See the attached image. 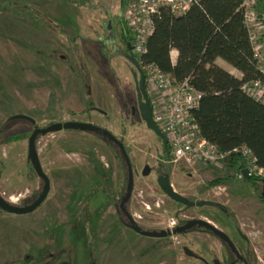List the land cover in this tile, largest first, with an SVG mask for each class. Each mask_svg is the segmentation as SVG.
Here are the masks:
<instances>
[{"label": "rangeland", "instance_id": "1", "mask_svg": "<svg viewBox=\"0 0 264 264\" xmlns=\"http://www.w3.org/2000/svg\"><path fill=\"white\" fill-rule=\"evenodd\" d=\"M67 1L60 4L70 5ZM33 2L0 0V194L20 206L43 187L29 167L28 139L4 142L13 133L33 129V124L10 119L8 111L30 116L41 128L69 121L92 123L126 147L135 176L127 210L137 225L168 230L173 219L177 224L174 216L179 213L182 220L204 219L238 237L235 220L247 238L246 244L240 240L241 248L249 249L256 264H264V204L249 185L238 179L210 187L231 174L226 164L192 166L161 157L159 137L141 117L132 68L121 57L122 43L115 42L118 48L108 44L114 36L120 38V27L114 24L107 32V22L127 20L125 0H84L81 7L70 5L79 9L76 12L30 11ZM82 78L94 109L86 105ZM36 148L51 182L48 198L34 221H28L35 222L37 236L29 225L26 254L36 264H212L216 254L224 252L220 240L202 231L150 238L129 228L118 212L128 173L104 139L62 130L40 137ZM161 163L176 192L194 202L223 204L230 215L206 205L185 208L170 199L157 182ZM146 166L151 168L147 176Z\"/></svg>", "mask_w": 264, "mask_h": 264}, {"label": "trees", "instance_id": "2", "mask_svg": "<svg viewBox=\"0 0 264 264\" xmlns=\"http://www.w3.org/2000/svg\"><path fill=\"white\" fill-rule=\"evenodd\" d=\"M240 3L241 0H201L199 6L183 16L162 11L155 20V31L149 37L146 52L141 58L144 63L155 64L175 82L189 78L191 84L203 94L200 107L193 113L203 138L216 145L221 152L246 146L257 164L264 168V104L242 91L244 83L264 80V77L258 70L242 13L238 11ZM255 9L259 16H264V0H259ZM128 41L124 40L126 44ZM172 50L178 52L175 64L171 60ZM218 60L227 62L242 74V78L218 66ZM82 88L88 109H94L88 97L89 85L83 78ZM8 114L15 115L11 111ZM36 126L34 124L33 129L25 133H13L4 142L29 140ZM158 139L162 146L161 157L168 160L169 151ZM107 143L116 150L127 170L121 152L112 142ZM28 163L35 173L29 160ZM223 164H226L231 174L211 182L210 187L226 180H238L237 174L245 167L243 158L235 153ZM161 167H164L162 163ZM2 172L0 170V176ZM239 180L249 185L250 192L264 204V180L254 177ZM226 212L230 215L228 208ZM174 217L177 225L184 222L179 218V213ZM233 222L235 225H232L237 229L235 220ZM244 250L247 253L249 251L247 248ZM248 254L251 255L250 252Z\"/></svg>", "mask_w": 264, "mask_h": 264}, {"label": "built area", "instance_id": "3", "mask_svg": "<svg viewBox=\"0 0 264 264\" xmlns=\"http://www.w3.org/2000/svg\"><path fill=\"white\" fill-rule=\"evenodd\" d=\"M259 0H241L238 11L242 13L243 23L253 49L258 70L264 77V16L256 12ZM128 11L133 44V56L138 61L146 80V91L150 100L153 120L167 139L169 156L174 164H222L232 153L239 154L248 169L249 177L264 180V168L257 164L246 146L221 152L218 147L203 138L193 113L200 107L203 94L186 79L175 82L164 74L155 64L144 63L142 55L146 52L149 37L155 31V20L167 10L175 16H183L192 8L199 6L201 0H125ZM241 79V78H240ZM242 91L264 104V80L246 82ZM243 179L242 171L237 174ZM176 226L173 219L171 229Z\"/></svg>", "mask_w": 264, "mask_h": 264}, {"label": "water", "instance_id": "4", "mask_svg": "<svg viewBox=\"0 0 264 264\" xmlns=\"http://www.w3.org/2000/svg\"><path fill=\"white\" fill-rule=\"evenodd\" d=\"M128 50L132 51L133 47H129ZM130 61L132 62L133 66L136 69V71H134V77H135L137 88H138V105H139L138 107H139L141 117L143 121L145 122L147 128L151 130L154 134H156L162 140L163 147L166 150H169L166 137L164 136L163 132L157 127V125L155 124L153 120L152 108H151L150 100L148 98L147 91H146L145 75L138 61L134 57H131ZM10 119L25 120V121L30 122L33 125L36 124V121L33 118L27 115H23V114H15L11 116ZM71 129L84 132V133H90L92 135H95V136H98L104 139L106 142L110 141L117 148V150L121 152L125 160L126 166H127L128 177H127L126 192L124 194V197L121 200L120 208L122 209V211H125L127 213L128 226L133 231L145 237L167 238L171 235H181L188 231L201 228V229L208 230L211 234H213L219 240H221L222 242H225L235 254L240 256L238 250L236 249V246L234 245L230 237L225 232L217 228L214 224L204 219H192V220L187 221L182 227L177 226L174 229H168V230H162V231L144 230L139 225H137L133 216L126 210V206L129 204L131 200L132 193L134 190V183H135L133 165L128 155V152L126 150V147L122 140L118 139L107 129H104L102 127H99L97 125H94L92 123H87V122L69 121V122H64V123H53L45 128H41L38 126L34 128V131L28 140V160L30 161L36 175L43 181L42 191L40 195L34 200V202L28 206L14 205L8 202V200H6L0 194V210L5 211L7 213H11V214H21V215L30 214L36 211L45 202V200L48 198L50 191H51V182L47 174L44 172L42 164L40 162V158H39L38 151L36 148L37 140L39 137L46 136L51 133H56L62 130H71ZM150 172H151V168L149 166H146L143 170V174L146 176L149 175ZM248 173H249L248 169L242 170V174L246 180L250 179ZM162 189H163V192L173 201L183 204V205H187V206L194 205L193 203L189 202V199L187 197L179 194L178 192L174 190L170 180L162 185ZM197 205L198 207L206 205L210 207H219V208H222L223 210L226 209L224 205L218 202L209 201V200L199 202ZM185 251L188 253L187 250ZM216 264H220L218 260H216Z\"/></svg>", "mask_w": 264, "mask_h": 264}, {"label": "crops", "instance_id": "5", "mask_svg": "<svg viewBox=\"0 0 264 264\" xmlns=\"http://www.w3.org/2000/svg\"><path fill=\"white\" fill-rule=\"evenodd\" d=\"M22 1V0H21ZM84 0H69L70 5L71 4H78L79 7H81V4ZM24 2V0H23ZM61 0H34V10L30 9V11H35V12H56L60 10L61 12H76L79 9L74 7L73 5L70 6L65 2H62L60 4ZM66 2H68L66 0ZM15 4V3H14ZM12 3H10L8 6H11ZM25 10H27V7L24 6ZM29 10V9H28ZM80 14V11L79 13ZM109 24V26H108ZM114 24L118 25L120 27L119 33H120V38L115 40L114 39L110 40L108 42L109 45H115V42H120L123 45H127L129 42L132 41V34L130 30V25L128 20H125L123 18L120 19L119 21H108L106 30L107 32H110V30H114ZM84 29V28H83ZM93 31V35H95L97 32L96 30L93 29V27L89 28V32ZM127 39L129 40L127 44L124 42V40ZM98 42H102V39H98ZM116 46V45H115ZM121 46V47H122ZM119 46H117L118 48ZM173 56L171 58L173 64L176 63L177 58H178V52L176 50H173L172 53ZM218 66L226 70L232 75H238L235 76L237 78H242V74L235 70L232 66H230L227 62L223 60H218L217 61ZM168 163L169 160L167 161ZM167 163V164H168ZM210 165V164H208ZM173 185V184H172ZM110 189V188H109ZM112 189V187H111ZM110 192V191H108ZM105 197V196H104ZM105 199H107L105 197ZM41 208V207H40ZM39 208V209H40ZM38 210V209H37ZM36 211L30 213L32 214L31 216H28L29 214H11L7 213L5 211L0 210V264H19L21 261L22 257L27 253L26 251V244H27V235H28V229H32L35 231V234L37 236V230L35 226V222L33 224H29L28 221H34L33 216L36 214ZM26 216V217H25ZM36 221V220H35ZM31 226L30 228L28 226ZM184 253L186 256H188V253L184 250ZM31 258L28 260L27 258ZM27 257V254L25 257H23L27 262L29 261V264H36V259L31 257V255ZM23 259V261H24ZM23 261L21 264H24Z\"/></svg>", "mask_w": 264, "mask_h": 264}, {"label": "flooded vegetation", "instance_id": "6", "mask_svg": "<svg viewBox=\"0 0 264 264\" xmlns=\"http://www.w3.org/2000/svg\"><path fill=\"white\" fill-rule=\"evenodd\" d=\"M130 45V46H129ZM116 48H117V46H115ZM129 47H133V44H132V42H129L126 46L125 45H123L122 46V50H121V52H122V56L121 57H124L126 60H127V63H128V65L132 68V74H133V78H134V81H135V86H136V90H137V98H138V88H137V83H136V80H135V77H134V71H136V69H135V67L133 66V64H132V62L130 61V58L131 57H134L135 58V56H133V50L132 51H129L128 50V48ZM136 59V58H135ZM138 103V102H137ZM139 106V105H138ZM139 108V107H138ZM159 171H158V176H157V182H158V184H159V186H160V188H161V190L163 191V189H162V185L163 184H165L167 181H169L170 180V178H168L167 177V173L165 172V170H164V167H161V164H160V166H159ZM41 182L43 183V181L41 180ZM170 182H171V180H170ZM172 184V183H171ZM173 186V185H172ZM127 187V186H126ZM43 188V187H42ZM42 191V190H41ZM125 192H126V190H125ZM125 192H124V194H125ZM41 193V192H40ZM40 193H39V195H40ZM124 194H121V199H120V203H121V200H122V198L124 197ZM38 195V196H39ZM37 196V197H38ZM37 197H35V198H32V199H28V200H25L20 206H28V205H30L31 203H33L34 202V200L37 198ZM189 202H191V203H193L194 205H189V206H187V205H183L185 208H189V207H193V206H197L198 207V203L199 202H194V201H192L191 199H189ZM223 205V204H222ZM42 206V205H41ZM40 206V207H41ZM39 207V208H40ZM38 208V209H39ZM214 208H216L217 210H220L221 212H223L224 213V215L225 214H227V212H226V209L225 210H223L222 208H219V207H214ZM225 208H227V207H225ZM126 210H127V206H126ZM128 211V210H127ZM118 212L120 213V215H121V217H123L124 218V221H125V224L128 226V218H127V213L125 212V211H122V209L120 208V205H119V208H118ZM129 212V211H128ZM227 215H229V214H227ZM189 220H192V219H189ZM189 220H184V222L183 223H181V224H179V225H177L176 224V226L175 227H177V226H180V227H182V226H184V224L187 222V221H189ZM129 227V226H128ZM174 227V228H175ZM130 228V227H129ZM173 228V229H174ZM202 231V232H205V233H208V234H211L208 230H205V229H201V228H197V229H194V230H191V231H188V232H186V233H183V234H181V235H187V234H189V233H191V232H193V231ZM160 231H162V230H160ZM236 231H237V234H238V237H236V236H231V235H228L229 237H230V239L232 240V242L234 243V245L236 246V249L238 250V252H239V255L240 256H238L237 254H235L230 248H229V246L225 243V242H222L221 240V242L224 244V248H225V250H224V252L219 256L218 254H216V256L217 257H215V258H213V260H212V264H216V260H218L219 261V263L220 264H256V262H254L252 259H251V256L248 254L250 251H248V253L247 252H245V250H244V248H241V244H240V242L241 241H243L245 244H246V242H247V238L245 237V236H243L241 233H240V231L239 230H237L236 229ZM212 236H214L213 234H211ZM170 237V236H169ZM169 237H167V238H169ZM217 238V237H216ZM218 239V238H217ZM219 240V239H218ZM241 240V241H240ZM196 257V256H195ZM209 264V263H208Z\"/></svg>", "mask_w": 264, "mask_h": 264}]
</instances>
